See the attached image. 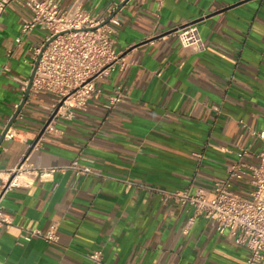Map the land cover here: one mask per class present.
<instances>
[{
	"label": "crops",
	"instance_id": "1",
	"mask_svg": "<svg viewBox=\"0 0 264 264\" xmlns=\"http://www.w3.org/2000/svg\"><path fill=\"white\" fill-rule=\"evenodd\" d=\"M107 17L123 0H54ZM25 11L0 19V136L19 108L32 73L37 28L21 37ZM114 12V11H113ZM194 22L206 48L184 49L177 30ZM117 51L131 61L95 79L86 108L63 107L32 91L0 144V169L86 164L100 175L58 172L9 190L0 226V264H246L248 251L192 210L151 188H210L247 149L257 163L264 143V0H128L115 14ZM21 37L20 42L16 38ZM123 100L109 109L107 95ZM50 122L51 130H45ZM127 181L134 184L127 188ZM57 224L58 239L35 235Z\"/></svg>",
	"mask_w": 264,
	"mask_h": 264
},
{
	"label": "built area",
	"instance_id": "2",
	"mask_svg": "<svg viewBox=\"0 0 264 264\" xmlns=\"http://www.w3.org/2000/svg\"><path fill=\"white\" fill-rule=\"evenodd\" d=\"M11 5L25 11L21 37L37 28L45 32L42 42L30 48L32 69L38 60L30 90H46L55 95L51 107L53 116L63 107L86 108L89 100L103 94L95 83L96 78L114 70L124 74L131 64L114 47L116 31L112 24L115 15L99 27L115 8L109 10L105 18L77 4L62 9L54 0H0V19ZM176 33L182 48L205 50L196 23L184 24ZM21 37L16 38V42H20ZM122 100L123 96L116 91L107 95L105 106L111 109ZM45 130H51L50 122ZM252 134L264 143V130L252 131ZM246 154L247 149L239 148L237 160L227 166L226 178L213 182L210 188L197 187L193 191L190 188L174 191L151 189L158 192L163 201L172 200L191 209L190 223L196 217H202L219 234H228L235 244L246 248V264H264V147L257 153V163L246 162L243 159ZM67 169L75 170L78 175H100L97 169L78 161L63 167H37L23 160L14 168L0 169V226L12 223L1 205L9 190L29 186L34 179L51 180L56 173ZM133 184L127 181V188ZM35 235L46 242H56L57 224L53 222L44 234L37 229L31 230L24 238L30 240ZM89 258L93 264H100L102 251H93Z\"/></svg>",
	"mask_w": 264,
	"mask_h": 264
},
{
	"label": "water",
	"instance_id": "3",
	"mask_svg": "<svg viewBox=\"0 0 264 264\" xmlns=\"http://www.w3.org/2000/svg\"><path fill=\"white\" fill-rule=\"evenodd\" d=\"M128 0H123V2L119 5V7L118 8H116V10H114V12L111 14V15H109L100 25H99V27L100 26H103L104 24H107L108 22H109V20L123 7V5L127 2ZM53 38H51V40H52ZM51 40H49V41H51ZM49 41L44 45V47H43V49L45 48V46L49 43ZM39 59V58H38ZM37 63H38V60H37V62H36V64H35V66L33 67V69H32V73H31V76H30V79H29V81H28V84H27V88H26V93H25V96H24V98H23V100H22V102H21V104H20V106H19V108L14 112V114H13V116H12V118L10 119V121L8 122V124L6 125V127H5V129L3 130V132H2V134H1V136H0V144L2 143V141H3V139H4V137H5V135L7 134V132H8V130L12 127V125L14 124V122H15V120H16V117H17V115H18V113L20 112V110H21V108L23 107V105L25 104V102H26V99H27V97H28V95H29V93H30V89H31V83H32V79H33V77H34V74H35V70H36V65H37Z\"/></svg>",
	"mask_w": 264,
	"mask_h": 264
}]
</instances>
